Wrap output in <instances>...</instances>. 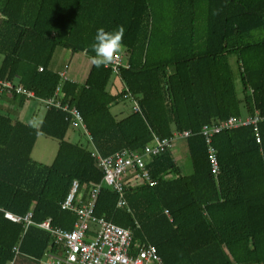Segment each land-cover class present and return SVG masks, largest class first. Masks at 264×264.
<instances>
[{"label": "trees", "instance_id": "trees-1", "mask_svg": "<svg viewBox=\"0 0 264 264\" xmlns=\"http://www.w3.org/2000/svg\"><path fill=\"white\" fill-rule=\"evenodd\" d=\"M118 26L127 67L115 75L91 65L82 85L62 84V103L80 113L103 158L189 133L178 141L191 173L183 175L167 150L147 161L154 186L124 190L130 212L102 186L94 216L129 229L133 245L154 247L163 264H264V0H0V80L48 100L61 84L50 69L56 49L89 58L96 30ZM113 78L122 84L114 94ZM125 95L138 111L116 120L111 106ZM12 97L18 109L27 100ZM45 110L38 128L0 115V264H41L55 247L47 231H24L5 212L23 218L31 211L34 224L50 220L71 231L75 216L60 204L72 182L86 204L90 185L102 180L90 152L65 140L67 115ZM232 117L258 118L256 131L249 125L211 138L215 177L200 132ZM40 135L58 143L50 165L30 158Z\"/></svg>", "mask_w": 264, "mask_h": 264}, {"label": "built area", "instance_id": "built-area-1", "mask_svg": "<svg viewBox=\"0 0 264 264\" xmlns=\"http://www.w3.org/2000/svg\"><path fill=\"white\" fill-rule=\"evenodd\" d=\"M111 68L113 74H118L119 68L127 67L121 56H116L110 64L105 66ZM42 69H39L41 72ZM61 84L56 88L54 96L48 100L40 101L45 109L54 108L67 115L66 120L70 129H81L88 140L90 138L85 130L80 113L68 104H63V96L60 93L62 84L68 81L66 71L59 73ZM23 95L27 100H34L32 93L24 90L19 84H12L8 81L0 80V95ZM125 99L132 98L125 95ZM39 102V101H38ZM132 112H137V104L132 100ZM258 118H229L228 120L204 126L200 135L207 145V154L211 173L218 175V163L215 150L211 147V138L224 131L233 130L245 126H253L256 131ZM189 133H175L172 138L160 140L156 137L146 145L141 153L130 150H121L113 155L103 158L93 148L91 158L95 161L98 169L101 170L102 180L97 185H92L88 191L87 203L79 201V184L73 181L68 194L60 204L62 211H67L75 216V222L71 231H66L57 227H52L50 221H45L38 226L47 231L53 239L55 251L46 255V260L42 264H163L157 251L152 246L133 245L132 234L129 230L115 226L104 219L94 216V207L100 189L103 186L118 195V208H125L123 200L124 190L128 187L129 181H125L131 176L132 185L146 184L150 187L156 182L152 181L147 168V161L167 150H172L174 143L180 139L187 138ZM257 137V133H256ZM257 143L259 139H256ZM167 215V213L165 212ZM31 213H27L23 218L5 212L4 218L17 224H23L24 231L34 223L31 220ZM15 255L18 253V246L13 249ZM13 264V263H8ZM232 264H241L233 262Z\"/></svg>", "mask_w": 264, "mask_h": 264}, {"label": "rangeland", "instance_id": "rangeland-1", "mask_svg": "<svg viewBox=\"0 0 264 264\" xmlns=\"http://www.w3.org/2000/svg\"><path fill=\"white\" fill-rule=\"evenodd\" d=\"M124 53V49L120 54ZM119 54V55H120ZM233 59V58H232ZM231 59V66L234 71H236L235 64ZM88 60L90 59L86 57L84 54L72 53L69 50L57 48L53 54L50 69L59 72L62 70L64 65L68 66V71H66L67 77L72 78L75 77V80L80 81L81 76L79 73L84 74V70H86ZM88 69V68H87ZM236 91L238 93V97L241 98V86L239 81L235 79ZM110 93H117L121 91V85L118 79L113 78L110 86L108 87ZM35 104V116L31 125L33 127L39 126L40 122L43 119L45 109L42 104L36 102L34 100H30ZM133 102L129 99L120 100L113 106H111V113L115 116L116 120H121L127 117L132 112ZM9 117H14L13 115ZM69 137L67 140L72 144L78 145L79 147L86 149L88 151L91 150L90 143L88 142L87 137L84 135L81 129H75L74 131L68 132ZM57 141L47 138L43 135H40L36 145L34 147L32 157L35 161H40L38 157L42 155L41 163L45 165H50L56 151ZM172 151L174 154V159L177 157L176 162L182 170L184 175H189L191 173V165L187 156L186 149L182 141H176L172 147ZM51 155V156H50ZM176 155V156H175ZM38 158V159H37Z\"/></svg>", "mask_w": 264, "mask_h": 264}, {"label": "crops", "instance_id": "crops-1", "mask_svg": "<svg viewBox=\"0 0 264 264\" xmlns=\"http://www.w3.org/2000/svg\"><path fill=\"white\" fill-rule=\"evenodd\" d=\"M126 52L124 51V53L123 54H120V56H121V58H122V60L124 61V62H126ZM0 62H1V56H0ZM91 65H92V63H91V61H89L88 60V63H87V67H86V70H84V74H81V73H79V75L81 76V79H80V81H78V80H75V77H72V78H68V80L69 81H71V82H74V83H76V84H78V85H82L84 82H85V80H86V78H87V75H88V72H89V70H90V68H91ZM88 68V69H87ZM68 66L67 65H64L63 66V68H62V70L61 71H59V72H56L55 70H52L53 72H56V73H61V72H63V71H68ZM67 75V74H66ZM14 84H18L17 82H15ZM120 85H121V88H122V84L120 83ZM114 94V93H113ZM33 100V99H32ZM130 100V99H129ZM35 101V100H34ZM36 102H38V101H36ZM40 103V102H39ZM41 104V103H40ZM16 105H17V102L14 100V98L12 97V95H6V94H4V95H0V115H4V116H7V117H9V116H11V115H13L14 117H9L13 122H19V123H21V124H23V125H31V123H32V121H33V118H34V116H35V113H36V110H35V104L33 103V102H31L30 100H26L24 103H23V105H22V107L20 108V109H18L17 107H16ZM44 107V106H43ZM45 109V108H44ZM46 111V110H45ZM44 115H45V112H44ZM43 118H44V116H43ZM43 120V119H42ZM42 122V121H41ZM41 122H40V124H41ZM40 124H39V126H40ZM32 126V125H31ZM39 126H37V127H34V128H38ZM33 127V126H32ZM71 131H74V130H71ZM85 135V134H84ZM86 136V135H85ZM69 137V135H68V133H67V136H66V138H65V140L66 141H68L67 140V138ZM38 138H39V136L37 137V139H36V142H37V140H38ZM88 139V138H87ZM36 142H35V144H34V147H35V145H36ZM69 142V141H68ZM88 142L90 143V146H91V150L89 151L90 153H91V151H92V148H93V146L91 145V140L89 141L88 140ZM58 144V143H57ZM34 147H33V149H32V152H31V154H30V158L33 160V157H32V153H33V150H34ZM57 148H58V146H56ZM57 148H56V151H57ZM94 149V148H93ZM95 150V149H94ZM56 151H55V154H56ZM96 151V150H95ZM172 153H173V151H172ZM51 156V155H50ZM90 156H91V154H90ZM176 156V155H175ZM54 157H55V155H54ZM39 158V160L40 161H35V160H33L34 162H36V163H40V164H43V163H41L42 161H41V158H42V155L40 156V157H38ZM37 158V159H38ZM176 159H175V161L177 160V157H175ZM54 159V158H53ZM53 161V160H52ZM52 163V162H51ZM177 163V162H176ZM43 165H45V164H43ZM177 165H178V163H177ZM179 166V165H178ZM181 169V168H180ZM182 171V170H181ZM183 174V173H182ZM184 175V174H183ZM125 181H129V184H128V186L129 187H133V188H135V187H137V186H140V184H138V185H132V179H131V176H128L126 179H125ZM142 185V184H141ZM92 185H90V187H91ZM90 189V188H89ZM84 195V190H83V188H80L79 187V193H78V197H79V201H81V203H82V198L84 197L83 196ZM87 202V201H86ZM126 211L127 212H130L129 210H128V208H127V206H126ZM28 213H31V211H29ZM32 215V214H31ZM46 221H48V220H46ZM50 221V220H49ZM45 222V221H44ZM35 226L36 225H39V224H34ZM37 228H39L38 226H36ZM58 228V227H57ZM61 229V228H60ZM72 229H73V227H72ZM125 230H129V229H125ZM53 251H55V248H54V250H49V251H46L45 253H44V255H43V258H42V260H41V264H42V262H44L45 260H46V255L48 254V253H50V252H53Z\"/></svg>", "mask_w": 264, "mask_h": 264}, {"label": "clouds", "instance_id": "clouds-1", "mask_svg": "<svg viewBox=\"0 0 264 264\" xmlns=\"http://www.w3.org/2000/svg\"><path fill=\"white\" fill-rule=\"evenodd\" d=\"M123 26H118L113 31H106L104 28H98L91 45V51L94 55L89 59L93 66L100 68L107 66L124 49L122 43L124 38Z\"/></svg>", "mask_w": 264, "mask_h": 264}]
</instances>
